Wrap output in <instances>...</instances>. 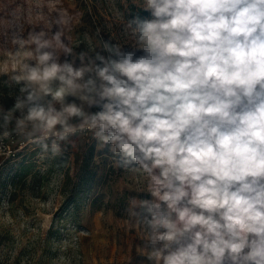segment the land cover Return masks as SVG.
<instances>
[{"label":"clouds","instance_id":"clouds-1","mask_svg":"<svg viewBox=\"0 0 264 264\" xmlns=\"http://www.w3.org/2000/svg\"><path fill=\"white\" fill-rule=\"evenodd\" d=\"M136 2L150 18L107 56L60 31L15 40L2 136L54 156L78 133L109 146L150 196L130 200L148 264H264V0Z\"/></svg>","mask_w":264,"mask_h":264},{"label":"rangeland","instance_id":"rangeland-1","mask_svg":"<svg viewBox=\"0 0 264 264\" xmlns=\"http://www.w3.org/2000/svg\"><path fill=\"white\" fill-rule=\"evenodd\" d=\"M137 13L150 18L136 0H0V107L11 108L20 95L8 55L19 48L15 40L60 31L74 54L94 56L103 42L132 45L125 25ZM12 134L17 155L0 158V264H148L130 200L150 196L109 146L98 150L91 133L77 134L54 156L51 145L45 151Z\"/></svg>","mask_w":264,"mask_h":264},{"label":"built area","instance_id":"built-area-1","mask_svg":"<svg viewBox=\"0 0 264 264\" xmlns=\"http://www.w3.org/2000/svg\"><path fill=\"white\" fill-rule=\"evenodd\" d=\"M3 129L0 127V158L5 159V160H11L14 159L16 157V153L17 150L15 148L14 145V134H11L8 138H3L2 133H3ZM79 134V133H78ZM90 133H83V134H79L82 135L84 137H87ZM23 143H20L19 145H21ZM61 144V142H60ZM17 145V142H16ZM49 145H51V143L49 142ZM20 147V146H19Z\"/></svg>","mask_w":264,"mask_h":264}]
</instances>
